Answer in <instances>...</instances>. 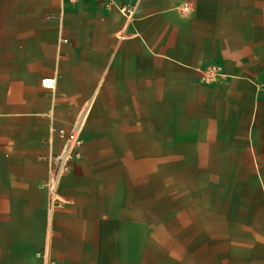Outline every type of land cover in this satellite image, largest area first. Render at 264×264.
<instances>
[{
	"label": "crops",
	"instance_id": "obj_1",
	"mask_svg": "<svg viewBox=\"0 0 264 264\" xmlns=\"http://www.w3.org/2000/svg\"><path fill=\"white\" fill-rule=\"evenodd\" d=\"M262 79L264 0H0V264H264Z\"/></svg>",
	"mask_w": 264,
	"mask_h": 264
},
{
	"label": "built area",
	"instance_id": "obj_2",
	"mask_svg": "<svg viewBox=\"0 0 264 264\" xmlns=\"http://www.w3.org/2000/svg\"><path fill=\"white\" fill-rule=\"evenodd\" d=\"M75 3L76 0H70ZM106 6L112 3V0H95ZM120 11L130 15L131 8L121 6ZM55 13H50L49 17H55ZM206 72L210 74L217 73V67L210 65L206 68ZM43 85L48 87L52 86V80L49 78L42 80ZM255 86L258 91L264 93V79L256 81ZM59 136L62 138V147L58 153H52L49 156V167L47 180L45 181V187L49 193V201L51 206L60 204V199L55 194V187L58 183L59 178L69 169V162L80 156V146L82 144L81 138L77 135L75 129L65 131L64 129L58 130ZM44 264H66L63 261L56 262L43 254Z\"/></svg>",
	"mask_w": 264,
	"mask_h": 264
}]
</instances>
